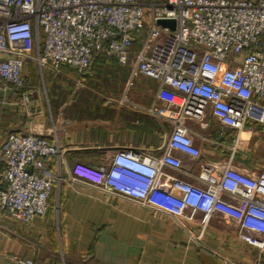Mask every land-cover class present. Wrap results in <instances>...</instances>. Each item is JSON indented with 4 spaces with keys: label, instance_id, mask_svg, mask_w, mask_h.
I'll return each mask as SVG.
<instances>
[{
    "label": "built area",
    "instance_id": "2783aa9c",
    "mask_svg": "<svg viewBox=\"0 0 264 264\" xmlns=\"http://www.w3.org/2000/svg\"><path fill=\"white\" fill-rule=\"evenodd\" d=\"M159 18L175 19V28ZM135 36L140 46L131 51ZM33 46L39 65L56 71L83 70L106 47L118 63H131L132 75L157 80L159 114L171 124L161 154L119 148L97 165L75 161L72 175L176 218L201 213L203 225L222 213L236 221L239 237L264 250V168L249 174L228 159L221 170L202 166L197 183L165 170L183 169L176 151L200 155L187 119L210 111L237 131L247 121L264 125V0H0V81L25 86ZM31 94L24 92L25 103ZM59 154L56 135L10 132L0 153V208L23 223L46 213L60 179L47 160Z\"/></svg>",
    "mask_w": 264,
    "mask_h": 264
},
{
    "label": "crops",
    "instance_id": "0c3cea01",
    "mask_svg": "<svg viewBox=\"0 0 264 264\" xmlns=\"http://www.w3.org/2000/svg\"><path fill=\"white\" fill-rule=\"evenodd\" d=\"M135 36L131 51L140 46ZM31 47L20 88L0 81V153L12 132L56 135L59 155L47 160L58 173L48 210L23 223L0 208V264H254L264 250L237 235V223L222 213L203 225L176 218L120 195L105 193L75 177V161L97 165L124 147L159 155L171 131L159 114L157 80L131 74L106 47L94 51L83 70L65 64L58 71L40 66ZM32 91L27 103L26 90ZM28 108L30 111H28ZM187 132L200 155L176 151L182 170H165L198 182L202 166L221 170L228 159L245 173L264 168V125L247 121L241 131L221 123L210 111L202 120L187 119ZM231 156V157H230ZM0 159V173L3 169ZM1 186V181H0Z\"/></svg>",
    "mask_w": 264,
    "mask_h": 264
},
{
    "label": "water",
    "instance_id": "95a60500",
    "mask_svg": "<svg viewBox=\"0 0 264 264\" xmlns=\"http://www.w3.org/2000/svg\"><path fill=\"white\" fill-rule=\"evenodd\" d=\"M157 23L160 25H168L171 29L175 28V19L173 18H159Z\"/></svg>",
    "mask_w": 264,
    "mask_h": 264
}]
</instances>
